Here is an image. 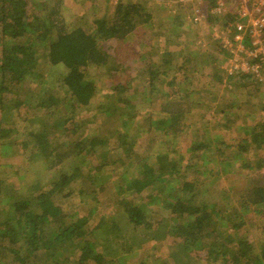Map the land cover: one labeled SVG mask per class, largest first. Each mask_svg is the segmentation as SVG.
Masks as SVG:
<instances>
[{"label":"rangeland","instance_id":"obj_1","mask_svg":"<svg viewBox=\"0 0 264 264\" xmlns=\"http://www.w3.org/2000/svg\"><path fill=\"white\" fill-rule=\"evenodd\" d=\"M49 1L53 4L51 7L48 6L47 13L55 9L60 14L61 20L67 21L70 27L81 24L85 27H93L92 20L104 7L105 0ZM58 1L59 4L56 5L55 3H58ZM106 1L105 3L109 4L108 16L110 19H114L113 13L118 0ZM144 4L145 10H148L151 14V19L145 24L138 25L125 40L114 47V51L119 53L127 51L133 53V55L137 53L145 54L151 49V45L163 44L167 52L173 53V56H170L169 63L173 67L169 69V73L173 78L177 76L175 85L179 89L173 97L164 98H173V102L176 104L184 103L185 113L182 112L181 115L177 116V119L166 120L173 126L168 123L165 126L166 129L160 131L155 128L151 121L165 120L167 117L173 116V111L162 106L164 99L161 100L159 95L155 94L149 95L148 99L143 98L144 95L136 94L133 96L135 88L127 89L122 88V86L119 87L121 92L118 89L113 93L111 90L112 80L129 82L133 85L136 83L135 79H128L125 76L127 72L137 70L134 64L125 71H115L107 66L92 64L88 66L86 78L96 84V93L93 96L94 98H91V102L84 106V109L72 108V105H69L71 100H68V98L71 97L67 95V87L60 84V78L67 72V69L61 64L54 66L48 64L46 59L41 56V50L35 49V55L41 57L36 64V69L40 71L39 81L42 82L35 80L34 77L27 78L25 83L21 85L20 93L16 94L17 98L25 102L30 100L36 102L37 98L32 97L33 94L40 91L42 87H47V91L51 92L53 97L59 96L58 101L55 104L52 103L50 107L40 109L37 116H41L49 127L58 123L61 125V121L70 116L73 118L76 127L73 128L74 124L69 123L72 125L69 129L67 124L56 127V130H54L55 128L50 129L51 131L46 138L49 142V149L54 148V154L51 155L53 150H49V155H43L32 146L30 134L28 133L29 128L27 129L30 124L33 128L39 129V123L32 121L29 124L25 120L20 121L18 130L0 137V181L4 182L9 188L12 186L14 193H26L29 189H31V192H35L34 190L40 188H48L52 179L57 180V178H54L55 174L61 170L70 171L71 163L74 166L81 165L82 172L90 171V176L87 175L81 180V185H78V193L76 192L73 198L61 197L55 200L63 207L61 224L76 222L78 224L86 218L84 224H82V231L85 234L80 239L92 241L96 244L97 252L102 253L100 262L93 261L94 259L90 257L86 264H190L193 261L208 264V260H205L206 262L203 260L208 255H213H210L206 248L201 251L200 257L188 251L185 254L186 258H182V254L172 255L177 250L175 244L183 237L174 236L168 231L172 228V224H181L182 220L173 219L170 214L171 210L162 202L164 194L167 192L162 193L152 187V189L146 188L140 193L125 190L127 187H124L123 191H119V186L129 184L127 178L130 180L129 177L132 173L138 175L136 166L130 165L127 169L128 164H123L128 163L124 152L125 146H130V143L134 146L130 158H133V160L135 159L133 156H136V154L143 158L147 157L149 151L157 150L156 152L160 155H166L171 160H176L181 164L182 175L173 181L174 187L181 188L184 181L195 182L197 180L201 183L199 189L201 193L197 195L195 201L201 200L203 203L206 200L208 202L214 201L220 207L224 206L222 208L224 212L221 215L223 220L220 221L224 228L220 235L212 232L210 235L204 236L205 238L203 237L202 241L198 242V249H202L201 244L213 246L217 253L216 257L212 258L213 264H230L220 255L219 250L222 247L219 246L220 241L218 243L217 240L224 239L225 234H227L226 236H229L233 243L225 240L231 251H233L239 248L241 242L236 236L240 235L245 238L249 249H253V252L249 255L256 256L260 252L261 245L264 244V214L258 215L252 210L244 211V209H240L237 198L254 184L259 186L264 183V146L260 149L252 147L246 153V158L253 164L255 162L258 165V161L263 162V167L260 169L248 170L242 167V161L236 159L237 155L235 158L233 153L234 149L239 148L237 142L243 136L244 126L252 129L257 122H264V72L260 78H255L256 75L251 74L249 78L238 81L228 78L225 74L224 81L217 84V86L214 85L209 82L206 74L213 70L214 65L220 67L218 61L221 62L222 59H229L230 66L234 57L230 46L232 44L227 45L223 43V40L214 38V28L219 27V25L213 22L200 25L191 22L190 12L195 4L194 1L146 0ZM180 12L185 16L184 23L179 28L173 27V16L176 13L180 14ZM171 28L176 29L179 34L173 33ZM214 40L215 42H212ZM214 43L218 44V48L214 46ZM206 49L208 51L205 52ZM213 57L217 59L215 62L212 59ZM186 58L190 60L184 65L183 61H186ZM176 66L178 69L175 68ZM193 68H197L198 71L191 72ZM48 77L50 82L45 83ZM55 78H57V81L52 83ZM186 88H188V91H185ZM164 90H167L166 87ZM64 92L67 99L63 101ZM201 93H203V96L198 95ZM50 96L47 93L42 94L38 97V100L41 97L49 99ZM119 96L125 100L119 102ZM208 96L214 101L209 107L202 105L203 102L209 100ZM203 98H207L206 101ZM195 101L202 102V106L191 105L190 109H185L188 104ZM232 101H235V104L231 105ZM128 103L136 105L137 116L128 122L126 129L123 124L121 125V120L126 116L125 113L130 111V108L125 105ZM117 106L120 107L116 108ZM12 107L10 104L4 112L10 115ZM197 116H200L199 119H197ZM229 117L233 118L230 119L231 124L216 126V121L225 123ZM208 122L210 124L205 128L206 132L202 131L201 126L205 123L208 124ZM120 132L128 135V143L125 146L117 143V141H120L119 138L117 139V134ZM136 132V138L132 137ZM81 133H87L90 138L96 136L91 141L104 139V143L95 145V148L94 146L92 148L86 146L80 154L72 153L70 148L73 145L72 141L75 143L76 140H79ZM217 135H220L228 145H225V151L222 154L212 148L211 152L206 151L207 156L204 158H202L203 156L199 158L192 157L188 148L193 142L210 139L214 142ZM130 140L131 142H129ZM57 152H60L59 160H61V164L59 165L55 163L57 157L55 153ZM151 160L153 161V159ZM156 167L158 168V166ZM96 177H99L100 184L93 180ZM188 190L190 191V188ZM79 192L81 193L77 197ZM151 192L152 195L160 194L161 196L158 202L149 201L147 203L149 206L147 214L153 222V227L151 231L147 232L135 231L138 233L135 238V232L128 231L125 224L127 217L125 203L138 204L145 202L147 195ZM173 193H176L175 189L171 194ZM187 194L185 196H188ZM183 195L181 194V196ZM209 198L214 200H209ZM182 199L185 200L183 197ZM7 200L2 199L0 208L9 209ZM90 211L92 215H89ZM238 211L244 213L246 217L240 225V230H234L233 226ZM184 216L189 218V214L186 212ZM101 219L103 222L99 224ZM158 221L166 222L162 237H160L161 229H155ZM108 226L111 227L112 234L105 231ZM230 232H234V235ZM107 233L111 238H114L111 243L114 248H117V254L115 251L109 252L105 249L106 247L103 248V238ZM117 233L120 234L117 235ZM152 235L157 236V238L150 239L149 236ZM80 239L76 238L77 242ZM77 242L73 247L67 243L66 248L63 249V251H66V255H70V264H75L77 260L75 258H78L81 251ZM22 244L23 242L18 240L14 243V246H17L23 254H26L28 250L26 247L20 248ZM216 247H218V251ZM52 251L50 253L44 252L43 249L37 253L30 251L26 261L28 264H51L54 261L50 256ZM94 252L93 250V255ZM12 254L7 246H4L3 242L0 241V264H24L20 260L13 261L14 256ZM202 255L203 258H201ZM229 255L231 256V254ZM244 260L241 258L237 264H242L245 262Z\"/></svg>","mask_w":264,"mask_h":264},{"label":"trees","instance_id":"obj_2","mask_svg":"<svg viewBox=\"0 0 264 264\" xmlns=\"http://www.w3.org/2000/svg\"><path fill=\"white\" fill-rule=\"evenodd\" d=\"M144 1L146 0H118L115 6V12L113 13L114 19H110L107 13L109 4L105 3L107 2L105 0L104 7L92 20L94 23L93 27H85L82 24L72 25L70 27L67 21L61 20L60 14L55 9L47 13L48 6L51 7L53 4L50 3L49 0H0V137H4L18 130L20 128V121L25 120L29 124L35 121L39 123V129L33 128L31 124L27 127V129L29 128L28 133L30 134V142H32V146L34 149L36 148L38 152L43 155H49V150L51 151L54 149L53 147L49 149V142L46 138L47 134L51 131L50 129L55 128L54 130H56V127L65 124L68 125L69 129L70 126H72L69 123L74 124L73 128L76 127L73 118L70 116L64 118L61 121V125L58 123L51 127L47 125L46 121L41 116H37L40 109L50 107L52 103L55 104L56 101H58L57 98L59 96L53 97V94L47 91V87H42L40 91L33 94L32 97L37 98L36 102L32 100L25 102L17 98L16 94L20 93L21 85L25 83L27 78L34 77L35 80L39 81L40 71L36 69V64L41 57L35 55V49L41 50V56L46 59L48 64L52 66L61 64L67 69V72L60 78V84L61 86L64 85L67 87V95L71 97L70 99L68 98V100H71L69 105H72V108L78 107L79 109H84V106L91 102V98L96 93V84L92 80L86 78L88 66L91 64L107 66L115 71H125L134 64L137 70L124 74L128 79H135L136 83L133 85L129 82L112 80L113 85H111V90L113 93L122 86V88L127 89L135 88L133 96L136 94L140 96L144 95L143 98L148 99L149 95L155 94L159 95L161 100L164 99L162 106L173 111V116H170V118L167 117L165 120L159 119L151 121L155 128L160 131L166 129V124L170 123L166 120H171V118L177 119V116L181 115L182 112L185 113L184 103L176 104L173 102V98L168 99L173 97L179 89L177 85H175V83H177V76L173 78L169 73V69L173 67L169 64L170 56H173V53L167 52L163 44L160 45L156 43L151 45V49L145 54L137 53L133 55V53H128L127 51L125 53L114 51V47L125 40L138 25L145 24L151 19V14L148 10H145ZM55 4L58 5L59 1ZM184 20L185 16L182 12H180V14H174L173 27H181ZM224 21L225 20L220 19L219 21H210V23L215 22L214 24L220 26ZM171 31L175 34H179V32H176V29L171 28ZM212 42H215V40ZM105 45H107V47H105ZM214 46L218 48L217 43H214ZM220 50L219 48V51ZM206 51L208 50L206 49L205 52ZM186 59V61H183L184 65L190 60L189 58ZM212 59L214 62L217 60L215 57ZM139 64L140 66H138ZM218 64L220 67L214 65L213 70H211L209 74H206L209 82L216 86L224 81L225 74L228 78L237 81L244 80V78L247 79L251 76V74H245L239 71L229 72V59L227 60V58L222 59L221 62L218 61ZM180 67H182V65H180ZM175 68L178 69L177 66ZM197 71V68L191 70V72ZM56 81L57 78L53 79L52 83ZM49 82L50 78L48 77L45 83ZM165 87L167 90H164ZM187 89L188 88H186L185 91H188ZM119 90L121 92V89ZM46 93L51 95L49 99L41 97L38 100L39 96ZM67 95L64 92L63 101L67 99ZM198 95L203 96V93ZM208 98V101H206L207 98H203L207 104L203 102L202 105L209 107V105L214 103L213 99H210L211 97L208 96ZM124 100V98L119 96V102H123ZM200 101L188 104L185 109H190L191 105L202 106V102ZM10 104L13 107L9 115L4 111ZM230 104H235V101H232ZM125 105L130 108V111L125 113L126 116L122 118L121 125L123 124V127L127 129L128 122H130L132 118H136L137 111L135 104L128 103ZM119 107L117 106L116 108ZM199 117L200 116H197V119H199ZM202 118L204 119V116ZM230 119L233 118H227L225 123L216 121V126H228V124H231ZM209 124L210 122L201 126L202 131L206 132L205 128H207ZM169 125L173 126L171 123ZM138 130L136 129V131ZM242 132L243 136L239 139V142H237L239 148L234 149V157L236 158L237 155L236 159L241 160L242 167L248 170L262 168L263 162L258 161L257 165L253 161V164L246 158V153H248L252 147L260 149L264 146V122H257L252 129L244 126ZM136 134L137 132L133 134L132 137L136 138ZM80 135L81 138L79 140H76L75 143L72 141L73 145L70 147L72 153L80 154L86 146L91 148L94 146L95 148V145L104 143V139L98 141L94 139L91 141V139L96 136L90 138L87 136V133H81ZM118 138L120 140L117 141L118 145L125 146V144L128 143V135L124 132L118 133L117 139ZM129 142H131V140ZM225 145L228 146L223 141L222 137L217 135L215 136L214 142L211 139L193 142L188 149L192 157L199 158L203 156L202 158H204L207 156L206 151L209 150L211 152L212 148H215L218 153L220 152L222 154L223 151H225ZM130 146H125L124 152L128 163L123 164H128L127 169L130 165L136 166L138 175L132 173L129 177L130 180L127 178V183L129 184L126 186H119V191H123V188L127 187L125 190H133L140 193L144 189L152 187L154 190H160L162 193L167 192L164 194L162 202L171 210L170 214L173 219L182 220L181 224H172V228L168 231L174 236L183 237L175 244L177 250L173 252L172 255L182 254V258H186L185 254L187 253L186 251H188L200 257L202 254L201 251L206 248L208 253L213 256L208 255L203 261L208 260V264H213L212 258H215L217 255L214 247L201 244L202 249H198L197 245L198 242L202 241L204 236L206 237V235H210L212 232L220 235L224 228L220 222L223 220L221 215L222 212H224L222 209L224 206L220 207L214 201L208 202V200H206L204 203L201 202V200L195 201L197 195L201 193V190H199L201 183L197 180L195 182L183 180L184 182L181 188L174 187L173 181L182 175L180 162L171 160L166 155H160L156 152L157 150L149 151L147 157L143 158H140V156L136 154V156H133L135 157L133 160V158H130L132 157L131 151L134 146H132L131 143ZM53 154L54 150L51 151V155ZM55 154L57 156L55 163L59 165L61 164V160H59L60 152ZM151 159H153V161ZM80 166L81 165L74 166L71 163L70 171L61 170L59 173L55 174L54 178H57V180L52 179L49 182L48 188L33 189L35 192H31V189H29L26 193H14L12 186L9 188L4 182L0 181V202L2 199H8L7 202L9 207V209L0 208V241L3 242L4 246H7V249H9L11 253H13V261L20 260L24 264H28L26 257H29V252L32 251L33 253H37L43 249L46 253H50V251L53 250L50 256L54 261L51 264H70V255H66V251H63V249L66 248L67 243L73 247L77 242L76 238L80 239L84 236L85 232L82 231V224H84L86 218L78 224L77 222L72 224H61L63 219V207L55 200L61 197L71 199L76 195V192L78 193V185H81V180L87 175L90 176L91 173L90 171L86 173L82 172ZM156 166H158V168ZM98 176L100 175L98 174ZM74 180L75 182H73ZM93 180H95L97 184H100L98 181L99 177ZM172 188L176 190L175 194H171L173 191ZM189 188L190 191L188 190ZM185 192L190 194L188 195ZM80 193L81 192H79L77 197ZM181 194L184 195L181 196ZM185 194L188 196H185ZM241 196L243 197L241 198ZM182 197L185 200H183ZM160 199V194L152 195L151 192L147 195L145 202L138 204L126 202L125 212L127 213V217L125 219V224L128 231H132V233L133 231H151L153 222L147 214L149 207L147 203L149 201L158 202ZM209 200L214 199L209 198ZM237 200L240 209H244V211L252 210L258 215L264 214V183L259 186L254 184L250 189L241 193ZM185 212L189 214V218H185ZM237 214L238 216L235 215L234 230H240V225L244 222V217H246V215L240 211H238ZM89 215H92L91 211ZM102 222L103 220L101 219L99 224ZM165 227L166 222H157L155 229H161L160 237L163 236ZM105 231L112 234L111 227L109 228V226L107 230L105 228ZM119 234L120 233H117V235ZM230 234L234 235V232H230ZM134 235L136 238L138 233L135 232ZM226 235L227 234H225L224 239L220 238L217 240L218 243L220 241L219 246L222 247L219 253L226 262L237 264V262L243 258L245 262L242 264H264V244L261 245L260 252L256 254V256H251L249 253H252L253 249H249L244 237L240 235L236 236L241 243H239V248L231 251L230 247L227 245V241H230V243H233V241ZM149 237L150 239L157 238L155 235ZM113 239L114 238H111L109 233L105 234L103 238V248L106 247L105 249L109 252L115 251L117 254V248H114L111 243ZM18 240L23 242L22 246L19 247H26L28 250L26 254H23L17 246H14V243ZM77 245L80 246L81 251L78 258H75L77 259L75 264H86L90 257L94 259L93 261H101L102 253L97 252L96 244L92 241L80 239ZM216 248L218 251V247ZM93 250L95 251L94 255ZM229 254H231V256ZM203 257L202 255L201 258ZM190 264L201 263L193 261Z\"/></svg>","mask_w":264,"mask_h":264},{"label":"built area","instance_id":"obj_3","mask_svg":"<svg viewBox=\"0 0 264 264\" xmlns=\"http://www.w3.org/2000/svg\"><path fill=\"white\" fill-rule=\"evenodd\" d=\"M191 1L195 2L190 12L194 24L225 20L214 28L213 35L227 45L232 44L234 57L229 71L260 78L264 72V0Z\"/></svg>","mask_w":264,"mask_h":264}]
</instances>
